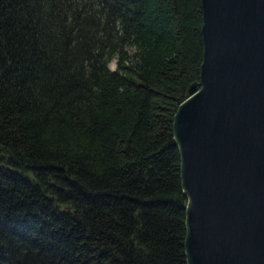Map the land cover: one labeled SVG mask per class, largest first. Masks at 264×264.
Wrapping results in <instances>:
<instances>
[{
	"label": "trees",
	"instance_id": "trees-1",
	"mask_svg": "<svg viewBox=\"0 0 264 264\" xmlns=\"http://www.w3.org/2000/svg\"><path fill=\"white\" fill-rule=\"evenodd\" d=\"M201 28V0H0V264H187Z\"/></svg>",
	"mask_w": 264,
	"mask_h": 264
},
{
	"label": "water",
	"instance_id": "water-1",
	"mask_svg": "<svg viewBox=\"0 0 264 264\" xmlns=\"http://www.w3.org/2000/svg\"><path fill=\"white\" fill-rule=\"evenodd\" d=\"M203 58L174 116L187 264H264V0H201Z\"/></svg>",
	"mask_w": 264,
	"mask_h": 264
},
{
	"label": "rangeland",
	"instance_id": "rangeland-1",
	"mask_svg": "<svg viewBox=\"0 0 264 264\" xmlns=\"http://www.w3.org/2000/svg\"><path fill=\"white\" fill-rule=\"evenodd\" d=\"M109 68H110L111 70H114V68H115V62H111V63L109 64Z\"/></svg>",
	"mask_w": 264,
	"mask_h": 264
}]
</instances>
